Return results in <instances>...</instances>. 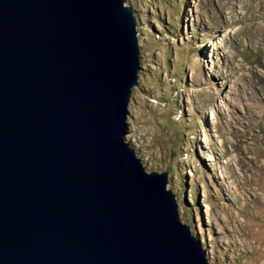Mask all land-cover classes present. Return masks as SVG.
Masks as SVG:
<instances>
[{
    "label": "water",
    "instance_id": "obj_1",
    "mask_svg": "<svg viewBox=\"0 0 264 264\" xmlns=\"http://www.w3.org/2000/svg\"><path fill=\"white\" fill-rule=\"evenodd\" d=\"M127 0H0V264H219L127 141Z\"/></svg>",
    "mask_w": 264,
    "mask_h": 264
},
{
    "label": "rangeland",
    "instance_id": "obj_2",
    "mask_svg": "<svg viewBox=\"0 0 264 264\" xmlns=\"http://www.w3.org/2000/svg\"><path fill=\"white\" fill-rule=\"evenodd\" d=\"M127 3L142 66L127 141L147 171L168 172L211 263L264 264V123L242 122L264 94V0Z\"/></svg>",
    "mask_w": 264,
    "mask_h": 264
},
{
    "label": "bare ground",
    "instance_id": "obj_3",
    "mask_svg": "<svg viewBox=\"0 0 264 264\" xmlns=\"http://www.w3.org/2000/svg\"><path fill=\"white\" fill-rule=\"evenodd\" d=\"M261 8H264V6L262 7L261 6ZM262 12H263V15H262V17H264V9L262 10ZM224 75V74H223ZM261 78V77H260ZM262 79V78H261ZM262 83H263V85H264V80L262 79ZM263 89H264V86H263ZM263 94V93H262ZM262 94H260V96H257V99L255 98V100H256V103H255V105H253V106H248V107H245V109H244V114H243V116H242V122H244V123H246L247 125H246V131L247 130H249V126H254L256 123L257 124H260V123H264V94L262 95ZM254 100V99H253ZM252 104V103H251ZM243 109V108H242ZM248 134H251L250 132H248ZM257 136V137H259V135L257 134V133H255L254 134V136ZM246 136V135H245ZM247 138H248V136H246ZM252 137V136H251ZM254 138V137H253ZM261 139H264V137H261ZM246 141H247V139H246ZM224 153H227V151H224ZM263 167H264V165H263ZM244 179H245V177H244ZM250 181H252V179L250 180ZM246 182V181H245ZM245 184H247V183H245ZM234 188V187H233ZM230 191H232L231 189H230ZM235 191V190H234ZM235 193V192H234ZM254 193H256L257 194V191L256 192H254ZM236 195V197L238 198V194L236 193L235 194ZM238 222V226H240V223H242V221L241 222H239V221H237ZM241 235H242V233H240ZM248 242H247V240H244V239H242V241H241V245H246Z\"/></svg>",
    "mask_w": 264,
    "mask_h": 264
}]
</instances>
